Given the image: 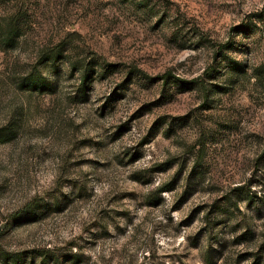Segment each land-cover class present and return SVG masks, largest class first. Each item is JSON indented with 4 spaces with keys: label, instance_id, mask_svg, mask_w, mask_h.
Masks as SVG:
<instances>
[{
    "label": "rangeland",
    "instance_id": "obj_1",
    "mask_svg": "<svg viewBox=\"0 0 264 264\" xmlns=\"http://www.w3.org/2000/svg\"><path fill=\"white\" fill-rule=\"evenodd\" d=\"M2 129L0 264H264V0H0Z\"/></svg>",
    "mask_w": 264,
    "mask_h": 264
},
{
    "label": "trees",
    "instance_id": "obj_2",
    "mask_svg": "<svg viewBox=\"0 0 264 264\" xmlns=\"http://www.w3.org/2000/svg\"><path fill=\"white\" fill-rule=\"evenodd\" d=\"M10 36L8 37V39L12 40L13 35L10 33ZM52 61L53 64H55L58 60H59V52H57V50L55 51H51L50 53V59L49 61ZM45 60H42L40 64L44 63ZM82 77H84V81H86L87 79V75H83ZM163 80H168L169 78H171V75H164ZM175 78V77H173ZM178 82L185 84V85H200L201 89L203 88L204 90L206 89L204 85H202L201 83H199L198 79H193L191 81H184V80H180V79H176ZM22 88L26 89V90H32V91H39V92H43V91H48L50 92L52 90L51 84L50 82L43 77L42 74H40L39 72H35L30 74L29 76H27L25 79H23V81L21 82ZM10 131L7 130H0V144H5L7 143L11 136H10ZM169 189H163L161 192H166ZM6 261H8V258L6 259Z\"/></svg>",
    "mask_w": 264,
    "mask_h": 264
}]
</instances>
